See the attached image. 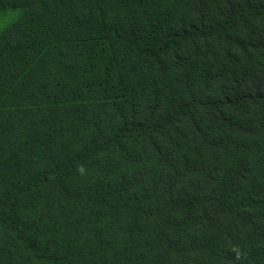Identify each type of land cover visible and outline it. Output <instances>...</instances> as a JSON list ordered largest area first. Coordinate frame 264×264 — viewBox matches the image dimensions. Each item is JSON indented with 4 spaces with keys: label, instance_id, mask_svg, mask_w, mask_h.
<instances>
[{
    "label": "trees",
    "instance_id": "16d2710c",
    "mask_svg": "<svg viewBox=\"0 0 264 264\" xmlns=\"http://www.w3.org/2000/svg\"><path fill=\"white\" fill-rule=\"evenodd\" d=\"M0 264H264V0H0Z\"/></svg>",
    "mask_w": 264,
    "mask_h": 264
},
{
    "label": "crops",
    "instance_id": "0c3cea01",
    "mask_svg": "<svg viewBox=\"0 0 264 264\" xmlns=\"http://www.w3.org/2000/svg\"><path fill=\"white\" fill-rule=\"evenodd\" d=\"M25 13L26 9L24 8L0 9V35L18 21Z\"/></svg>",
    "mask_w": 264,
    "mask_h": 264
},
{
    "label": "rangeland",
    "instance_id": "374dc122",
    "mask_svg": "<svg viewBox=\"0 0 264 264\" xmlns=\"http://www.w3.org/2000/svg\"><path fill=\"white\" fill-rule=\"evenodd\" d=\"M52 264H67V263L64 262V261H60V262H54V263H52Z\"/></svg>",
    "mask_w": 264,
    "mask_h": 264
}]
</instances>
